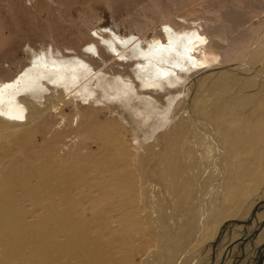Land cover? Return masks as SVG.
<instances>
[{
    "label": "bare ground",
    "instance_id": "obj_1",
    "mask_svg": "<svg viewBox=\"0 0 264 264\" xmlns=\"http://www.w3.org/2000/svg\"><path fill=\"white\" fill-rule=\"evenodd\" d=\"M204 19H172L151 29V36L147 31L118 35L112 29L109 39L101 38L109 51L92 38L88 54L34 52L29 62L13 61L12 68L0 73V141L9 143L0 147V264H132L113 261L105 245L87 232L82 215L73 208L71 161L58 152L27 158L35 153L32 125L47 113L50 122L59 123L49 125L51 138L62 131L63 121L69 129L79 126L82 104L89 108L103 102L95 89L101 81L113 91H105L108 98L141 100L144 108L133 107L145 123L154 117L146 111L152 94L159 99V89L165 87L175 94L159 123L169 125L144 143L139 188L129 180L120 184L117 177L104 184L122 198L126 213L120 227L151 236L158 245V251L151 252L152 264H190L199 255L195 262L205 264L202 259L210 260V254L216 264L231 262L227 258L238 248L243 224L233 220L246 219L264 200L263 190L258 201L249 204L252 210L240 214L253 190L264 183L259 168L264 160V34L224 35L216 18ZM100 63L114 71L113 82L105 79L108 71ZM130 63L135 65L134 76L114 67ZM186 78H191L187 93L178 99V87ZM249 88L259 90L250 93ZM68 107L75 113L66 117ZM18 156L27 162L12 164ZM50 157L52 165L47 164ZM176 193L183 196L179 203ZM27 197L46 206L48 216L27 221L21 206ZM259 207L256 219L262 220L264 204ZM260 233L256 242L263 243L264 226ZM202 239L203 257L197 251ZM183 255L187 260L179 262Z\"/></svg>",
    "mask_w": 264,
    "mask_h": 264
},
{
    "label": "rangeland",
    "instance_id": "obj_2",
    "mask_svg": "<svg viewBox=\"0 0 264 264\" xmlns=\"http://www.w3.org/2000/svg\"><path fill=\"white\" fill-rule=\"evenodd\" d=\"M206 16L216 18L220 32L224 35L238 36L243 31L244 35L248 34L246 31H253L259 36L264 34V0H0V73L9 66L12 68L13 61L22 64L29 62L34 52L44 53L46 56H60L62 52L76 50L87 53L86 45L92 38L108 50L101 38L109 39L112 29L118 35L130 36L147 31L146 33L151 36V29H159L163 23L172 19L205 20ZM96 32L100 33V36ZM90 53L89 51V55L95 57L98 62L101 61L98 55ZM102 66L104 69L107 68L105 65ZM114 67L123 74L134 76L135 65L132 63ZM105 70L108 71L105 79L113 82L116 78L114 71L109 67ZM190 81L191 78H186L183 85L178 87V91H181L179 95L177 94L178 99L187 93ZM95 89L103 102L99 106L89 108L82 104L80 110L84 114V119L79 126L69 129L67 122H61L58 117L63 129L56 137L51 138L52 130L49 129V125L56 123L50 122L52 119L47 113L44 119L32 125L35 129V153L27 158L34 160L39 159L40 154L58 152L70 160L69 176L74 179L71 188L73 208L82 215L87 232L96 236L99 242L105 245L107 256L113 261L128 260L132 264H152L149 263L151 252L155 249L158 251L157 243L147 233L127 232L120 227V220L126 213L123 212L121 205L122 198L113 187L109 185L105 187L104 184L111 183L112 178L117 177L120 184L129 180L134 187L139 188L144 173L140 162L144 143L152 141L158 131L169 125L170 122L163 126L159 123L163 114L168 112L169 99L175 94L169 93L166 87L163 90L159 89L161 93H157L161 95L159 99H155L156 94H152V97L148 98L152 103L146 111H151L154 117L145 123L133 107L144 108L141 100L125 102L114 95L108 98L104 94L105 91L110 94L113 91L109 90L110 87L105 86L103 81L98 82ZM249 90L250 93H255L259 89ZM22 96L19 95L18 99ZM64 113L67 117L68 114L75 112L68 107ZM57 125L59 123L55 126ZM98 131L107 134V137L101 136ZM136 140L139 141V145H136ZM7 144L9 143L6 141H0V147ZM52 160L51 157L47 158V164L52 165ZM23 162L27 161L18 156L12 164L18 165ZM259 168L264 170V160H260ZM37 181L35 178L32 184L35 185ZM257 188L251 193L246 205L241 207L242 213L239 212L241 215L244 210L250 209L249 204L253 203L254 199L258 201L257 198L264 192V183ZM177 195L178 193L174 194L179 203V198L183 196ZM21 206L27 213V221L36 220L42 215L48 216L49 213L46 206L35 204L30 197L24 198ZM255 219L247 226L241 224L244 229L240 231L238 248L229 250L227 259L231 262L227 264H239L240 259L241 264L243 258L244 264H256L259 247L263 246L262 242H256L261 234V228L256 232L255 239H246L260 225L261 220ZM28 236L32 237V234ZM126 238H129V242ZM203 242V239L199 241L200 247L197 249L198 253L202 254L201 257L206 252V243L204 245ZM214 242L216 243V238L213 239ZM231 245L234 247L235 244ZM223 248L225 245L219 251L221 252ZM203 251L205 252L202 253ZM198 257L190 264H198L199 262H195L198 261ZM209 257L208 261L203 257L202 262L216 264L215 257L213 259L212 254ZM182 258L187 260L183 255L179 262Z\"/></svg>",
    "mask_w": 264,
    "mask_h": 264
},
{
    "label": "water",
    "instance_id": "obj_3",
    "mask_svg": "<svg viewBox=\"0 0 264 264\" xmlns=\"http://www.w3.org/2000/svg\"><path fill=\"white\" fill-rule=\"evenodd\" d=\"M260 204H264V200H262V201H260L255 207H254V209H253V211H252V213H251V215L248 217V218H246V219H244V220H233L234 222H241V223H243L244 225H248V224H250V223H252V221L256 218V212H257V210L260 208L259 207V205ZM264 226V219H262L261 221H260V225H259V227H258V229L257 230H255L250 236H248L246 239L248 240V239H253L254 238V236H255V234H256V232L261 228V227H263ZM216 243H217V241H216ZM215 244V243H214ZM263 261H264V242H263V246L262 247H259V250H258V258H257V262H256V264H263Z\"/></svg>",
    "mask_w": 264,
    "mask_h": 264
}]
</instances>
